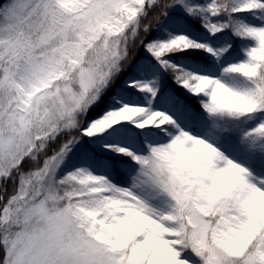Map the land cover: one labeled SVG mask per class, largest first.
Instances as JSON below:
<instances>
[{"label":"snow or ice","instance_id":"snow-or-ice-1","mask_svg":"<svg viewBox=\"0 0 264 264\" xmlns=\"http://www.w3.org/2000/svg\"><path fill=\"white\" fill-rule=\"evenodd\" d=\"M0 264H264V0H0Z\"/></svg>","mask_w":264,"mask_h":264}]
</instances>
